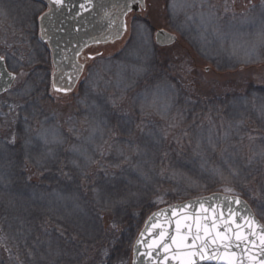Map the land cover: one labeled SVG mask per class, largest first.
Masks as SVG:
<instances>
[{
	"label": "rangeland",
	"instance_id": "374dc122",
	"mask_svg": "<svg viewBox=\"0 0 264 264\" xmlns=\"http://www.w3.org/2000/svg\"><path fill=\"white\" fill-rule=\"evenodd\" d=\"M45 11L32 0H0V56L18 75L0 98V226L27 264L67 255L41 231L44 219L90 243L100 238L101 213L106 223L148 198L160 206L172 189L169 201L180 203L241 196L237 187L257 182L251 201L264 223V0H146L121 39L85 52L70 93L56 90L52 56L37 41ZM160 30L178 41L159 47ZM161 90L172 99L166 109L146 97ZM169 142L174 154L165 156Z\"/></svg>",
	"mask_w": 264,
	"mask_h": 264
},
{
	"label": "water",
	"instance_id": "95a60500",
	"mask_svg": "<svg viewBox=\"0 0 264 264\" xmlns=\"http://www.w3.org/2000/svg\"><path fill=\"white\" fill-rule=\"evenodd\" d=\"M44 1L50 6V11L40 20L42 39L49 44L52 52L56 69L53 75L54 86L56 90L64 93L73 91L82 76L84 65L79 60L83 51L93 45L121 39L126 32L127 16L146 9L145 0L132 4L130 11L125 8V4L130 0H63L58 5L50 3V0ZM177 41L178 37L169 31L160 30L155 35V42L161 48L170 47ZM0 72L5 73L0 76L2 96L13 87L17 75L8 69L5 58L0 62ZM7 73H12L14 78ZM236 199L242 203L236 204ZM246 211L251 213V217H254L259 225L264 226L249 202L237 195L216 192L163 207L149 216L136 239L132 264H177L175 259H171L174 252L178 247L182 250L191 245L193 236L197 235L201 239H197L196 244H201L204 239L209 240V251L220 245L222 257L219 260L201 261L200 264H226L223 258V244L229 243V240L222 241L219 237L230 238L232 246L228 251H235L237 257L241 256L240 249L235 248L234 231L237 224H240V231L244 233V221L240 218L246 215ZM206 227L208 235H205ZM161 232L165 233L163 238L160 236ZM172 237L178 242L183 240V243L174 244ZM211 237H217L216 244L211 243ZM137 241H140L139 245ZM153 241H159V244L149 249L148 246L152 245ZM164 244L169 245L167 253L162 247ZM241 247H244V244H241ZM148 251L152 252L151 257L144 255ZM157 253L159 260L156 258ZM165 255L169 256V260H163ZM243 264H249L247 255H243Z\"/></svg>",
	"mask_w": 264,
	"mask_h": 264
},
{
	"label": "trees",
	"instance_id": "16d2710c",
	"mask_svg": "<svg viewBox=\"0 0 264 264\" xmlns=\"http://www.w3.org/2000/svg\"><path fill=\"white\" fill-rule=\"evenodd\" d=\"M179 83H181V81ZM7 95H4L1 98L6 97ZM228 95L233 97L234 93H229L227 96ZM224 97L225 96H215L212 98V101L215 102L219 98ZM223 119L225 118L223 117ZM214 121L216 122L214 116H211V118L209 117L208 125H211V123ZM225 126H228L226 122L223 125H218L215 127L220 131V129ZM224 130L225 129H223V131ZM172 148L173 144L169 142L167 145V150L164 152L167 154L165 156H170L171 153L174 154V152L171 150ZM161 157L164 158V154ZM21 176L24 177L26 182L25 187H30L29 184H32L34 177H28L25 170ZM34 176L36 180H41L42 178L41 173L36 175L34 174ZM13 178L16 180L15 182L17 183L19 189H21L20 182L17 179L18 177L14 176ZM92 178L93 177L88 174L87 179H89L90 183H96V181L99 183L96 177L94 179ZM250 184L237 187V191L241 192V196L250 202L257 213L256 206L251 200L258 195V191L260 189L259 186H257V182ZM89 187L91 186L89 185ZM89 187H79L80 192L78 191V193L80 194V197H82L83 201L85 199L92 198V196L88 194ZM173 190L174 189L168 192ZM168 192L161 194L159 201L162 205L159 206L157 203L152 202L148 198L145 203L137 202L136 205L127 207L126 211L122 215L118 216V218L117 216L113 217L106 223H104V215L101 213V220H98L101 222V226L98 228L101 231V235L100 238L94 242H85L86 239H84V237H82L80 233H78L75 228L69 224H54V221L48 219H44L47 221L42 223L41 231L50 233L51 237H54V239L67 254L59 264H131L134 242L148 217L156 210L177 202L175 199L169 201L170 194H168ZM82 194L84 196H82ZM34 219L42 220L43 218L40 217V215H37ZM113 224H115V228H113ZM19 257H22L21 254L17 248H14V246L10 244L3 228L0 226V264H27V261H25L24 257H22V260Z\"/></svg>",
	"mask_w": 264,
	"mask_h": 264
},
{
	"label": "snow or ice",
	"instance_id": "6c2138e0",
	"mask_svg": "<svg viewBox=\"0 0 264 264\" xmlns=\"http://www.w3.org/2000/svg\"><path fill=\"white\" fill-rule=\"evenodd\" d=\"M63 0H50V3L53 4H61ZM138 0H130L129 3L125 4V8L127 10H131V5L137 3ZM83 7V5H82ZM159 35V34H158ZM171 39V38H169ZM257 39L264 41V30L257 33ZM4 60V57L0 56V62ZM5 75L4 72H0V76ZM8 76L14 78L12 73H7ZM236 204H241L242 202L239 199L234 201ZM246 209V206H245ZM240 219L244 221L243 228L244 233L242 234L240 229L241 225L237 224V228L234 231L235 236V248H239L241 251V256L237 257L236 252H229L228 248L232 246V241L230 238L225 236H220L219 238L223 240H229V243L223 244V258L226 260V264H243V255H247L249 264H264V226L259 225L254 217H251V213L246 211V215L242 216ZM215 226V225H213ZM179 228V225L177 226ZM231 225H229V228ZM113 228H115V224H113ZM143 235V234H141ZM165 235L164 232L160 233L161 238ZM205 235H208L207 227L205 228ZM219 236V233L217 234ZM201 239L200 236H193L192 244L184 247L182 250L178 247L177 251L174 252L171 259H175L177 264H200L201 261H212L221 259L220 254V245L212 248L209 251V240L204 239L201 244H196V240ZM217 237H211V243L216 244ZM172 242L174 244H182L183 240L177 241L175 237H172ZM137 244H140V241H137ZM159 244V241H153L152 245H149V249H152L156 245ZM241 244H244V247H241ZM251 245V247H248ZM163 249L167 253L169 249L168 244H164ZM256 249V251H253ZM138 251V249H137ZM147 257H151L152 252L148 251L144 254ZM157 260L160 259L159 253H157ZM164 261L169 260V256L165 255L163 257Z\"/></svg>",
	"mask_w": 264,
	"mask_h": 264
},
{
	"label": "bare ground",
	"instance_id": "6f19581e",
	"mask_svg": "<svg viewBox=\"0 0 264 264\" xmlns=\"http://www.w3.org/2000/svg\"><path fill=\"white\" fill-rule=\"evenodd\" d=\"M167 90H168V88L167 87H165ZM157 89H159V88H157ZM157 89H155V90H157ZM164 94H165V90H161L160 92L158 91L157 93H149L148 95H146V97H147V100H152V101H155V102H158L159 103V106L162 108V109H166L167 107H169V105H172V99L170 98V100L169 99H164L163 98V96H164ZM146 100V101H147ZM174 104V103H173ZM92 112H94V113H98L99 112V108H97V107H93V110H92ZM96 125L97 126H99L100 128H102V125H103V123L101 122V121H96ZM46 137H44V138H42V140L43 139H45ZM51 138L53 139V137L51 136ZM201 138H203L204 139V141H205V139H206V136H201ZM154 136L152 135L151 137H150V142H152V141H154ZM92 141H90V142H92V143H94L96 140H97V138H92L91 139ZM95 143H97V141L95 142ZM153 143V142H152ZM43 157V156H42ZM36 159H39V158H36ZM44 159V158H43ZM17 202V201H16ZM20 225H17L16 226V233H18V228L17 227H19ZM21 230H23L24 231V229H21ZM17 235V234H16ZM45 249V247H43L42 248V250L40 251V252H43V250Z\"/></svg>",
	"mask_w": 264,
	"mask_h": 264
},
{
	"label": "flooded vegetation",
	"instance_id": "af4514ba",
	"mask_svg": "<svg viewBox=\"0 0 264 264\" xmlns=\"http://www.w3.org/2000/svg\"><path fill=\"white\" fill-rule=\"evenodd\" d=\"M33 1L45 5V6L47 7V11H50V6L47 4V2H45V1H43V0H33ZM45 12H46V11H45ZM45 12H44V13H45ZM39 22H40V20H39ZM37 33H39V35H40V38H37V41L41 44V46H43L45 52H46V50H47V51H49L50 54H51V49H50V47H49V44H48L46 41H44V40L42 39L41 27H40V24H39V23H38V26H37ZM95 48H96V47H95ZM84 55H85V53H84V54H81V56H80L81 60H83ZM79 61H80V60H79Z\"/></svg>",
	"mask_w": 264,
	"mask_h": 264
},
{
	"label": "crops",
	"instance_id": "0c3cea01",
	"mask_svg": "<svg viewBox=\"0 0 264 264\" xmlns=\"http://www.w3.org/2000/svg\"><path fill=\"white\" fill-rule=\"evenodd\" d=\"M185 1V3H186V0H184Z\"/></svg>",
	"mask_w": 264,
	"mask_h": 264
}]
</instances>
